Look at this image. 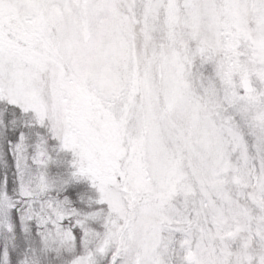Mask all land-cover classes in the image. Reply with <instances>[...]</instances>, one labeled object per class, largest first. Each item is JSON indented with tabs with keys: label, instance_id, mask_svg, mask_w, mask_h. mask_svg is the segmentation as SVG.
I'll list each match as a JSON object with an SVG mask.
<instances>
[{
	"label": "snow or ice",
	"instance_id": "1",
	"mask_svg": "<svg viewBox=\"0 0 264 264\" xmlns=\"http://www.w3.org/2000/svg\"><path fill=\"white\" fill-rule=\"evenodd\" d=\"M0 264H264V0H0Z\"/></svg>",
	"mask_w": 264,
	"mask_h": 264
}]
</instances>
